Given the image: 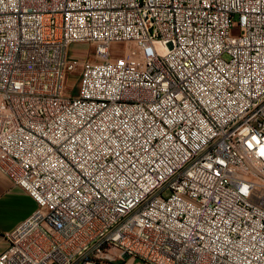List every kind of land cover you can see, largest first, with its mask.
Segmentation results:
<instances>
[{"label":"built area","instance_id":"1","mask_svg":"<svg viewBox=\"0 0 264 264\" xmlns=\"http://www.w3.org/2000/svg\"><path fill=\"white\" fill-rule=\"evenodd\" d=\"M262 150L264 0H0V264H264Z\"/></svg>","mask_w":264,"mask_h":264},{"label":"crops","instance_id":"2","mask_svg":"<svg viewBox=\"0 0 264 264\" xmlns=\"http://www.w3.org/2000/svg\"><path fill=\"white\" fill-rule=\"evenodd\" d=\"M34 209V201L0 169V253L6 248L5 234Z\"/></svg>","mask_w":264,"mask_h":264},{"label":"rangeland","instance_id":"3","mask_svg":"<svg viewBox=\"0 0 264 264\" xmlns=\"http://www.w3.org/2000/svg\"><path fill=\"white\" fill-rule=\"evenodd\" d=\"M74 50H75V53L79 52V54H81L83 52V51H81L82 48L81 49L80 48L74 49ZM142 58H143L142 51H140V59H142ZM75 84H76L75 80L70 78L69 81L67 82V88L72 89L73 87H75ZM72 94H75V89L72 91ZM127 264H130V263H127Z\"/></svg>","mask_w":264,"mask_h":264},{"label":"bare ground","instance_id":"4","mask_svg":"<svg viewBox=\"0 0 264 264\" xmlns=\"http://www.w3.org/2000/svg\"><path fill=\"white\" fill-rule=\"evenodd\" d=\"M143 58L142 59H147V51H142Z\"/></svg>","mask_w":264,"mask_h":264},{"label":"snow or ice","instance_id":"5","mask_svg":"<svg viewBox=\"0 0 264 264\" xmlns=\"http://www.w3.org/2000/svg\"><path fill=\"white\" fill-rule=\"evenodd\" d=\"M262 155H264V150H262Z\"/></svg>","mask_w":264,"mask_h":264}]
</instances>
